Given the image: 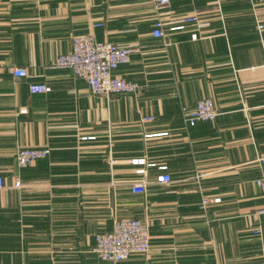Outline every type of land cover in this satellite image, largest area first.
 Returning a JSON list of instances; mask_svg holds the SVG:
<instances>
[{
	"label": "crops",
	"instance_id": "1",
	"mask_svg": "<svg viewBox=\"0 0 264 264\" xmlns=\"http://www.w3.org/2000/svg\"><path fill=\"white\" fill-rule=\"evenodd\" d=\"M191 14L199 26L167 30ZM154 19L166 44L152 36ZM259 23L264 0H170L160 11L150 0H0V264H107L94 235L130 217L147 224L150 250L117 264H264ZM88 31L138 48L113 71L143 86L138 98L93 95L51 67ZM15 67L27 76L14 77ZM38 83L51 90L30 93ZM201 98L217 115L188 125L183 108ZM25 147L50 153L22 168L15 154ZM159 166L170 184L155 183ZM140 179L147 192L134 194Z\"/></svg>",
	"mask_w": 264,
	"mask_h": 264
},
{
	"label": "built area",
	"instance_id": "2",
	"mask_svg": "<svg viewBox=\"0 0 264 264\" xmlns=\"http://www.w3.org/2000/svg\"><path fill=\"white\" fill-rule=\"evenodd\" d=\"M154 9L160 11L167 8L170 0H150ZM199 26V18L194 15L183 16L180 23L170 26L167 30L179 31L189 26ZM102 23L92 24V28L102 27ZM257 29H264V24H257ZM151 33L156 38L163 39L166 44V33L160 20L154 19L151 22ZM197 34L193 33V40ZM139 52L138 48L131 46H120L108 41H99L93 32L88 31L72 37L71 49L67 53L60 54L56 57L52 68L70 70L75 78L83 80L88 86L89 92L97 96L108 97L112 94H125L138 98L142 94L143 86L135 81L113 74L119 66L127 64L133 54ZM14 77H26L25 68H12ZM30 93H47L51 88L45 84H29ZM217 115L214 103L210 98L199 99L193 108H183L184 121L188 125H194L198 121H212ZM152 116L142 117L141 121H150ZM156 135L165 136L167 132L158 134H147L145 137H153ZM50 150L44 147H25L18 148L15 159L19 167H27L38 159L45 158L49 155ZM143 159L132 160L134 164H142ZM260 166V174L255 179V184L264 196V155L258 158ZM160 172L155 176V183L159 185L170 184L172 179L166 171V166H159ZM139 174L144 173L143 170L137 171ZM148 182L140 179L133 182L130 191L134 194H145L147 192ZM3 186V179L0 176V188ZM14 188H19L20 184L16 179L13 183ZM219 199H214L218 201ZM207 200H202V205ZM259 221L264 224V205L258 211ZM253 233L260 235V228L257 227ZM149 230L145 222L138 218L116 219L112 223L109 231L94 235L93 253L103 263L117 264L131 257L132 255L147 256L150 250Z\"/></svg>",
	"mask_w": 264,
	"mask_h": 264
}]
</instances>
